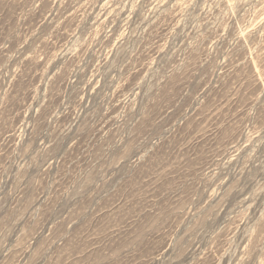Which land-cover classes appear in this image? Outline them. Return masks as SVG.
Masks as SVG:
<instances>
[{"label": "rangeland", "instance_id": "1", "mask_svg": "<svg viewBox=\"0 0 264 264\" xmlns=\"http://www.w3.org/2000/svg\"><path fill=\"white\" fill-rule=\"evenodd\" d=\"M0 264H264V0H0Z\"/></svg>", "mask_w": 264, "mask_h": 264}]
</instances>
